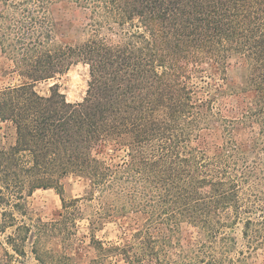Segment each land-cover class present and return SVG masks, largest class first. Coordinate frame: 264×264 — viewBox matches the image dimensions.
<instances>
[{
  "label": "trees",
  "instance_id": "16d2710c",
  "mask_svg": "<svg viewBox=\"0 0 264 264\" xmlns=\"http://www.w3.org/2000/svg\"><path fill=\"white\" fill-rule=\"evenodd\" d=\"M71 13V15H67ZM0 231L37 189L126 223L94 262L255 264L264 251V0H0ZM235 59L241 82L228 79ZM88 66L68 102L35 84ZM87 202V213L81 204ZM36 253V250L33 249ZM41 264H47L38 258ZM100 262V263H101Z\"/></svg>",
  "mask_w": 264,
  "mask_h": 264
},
{
  "label": "rangeland",
  "instance_id": "374dc122",
  "mask_svg": "<svg viewBox=\"0 0 264 264\" xmlns=\"http://www.w3.org/2000/svg\"><path fill=\"white\" fill-rule=\"evenodd\" d=\"M11 68L10 60L0 51V86L17 82L18 77ZM244 74L245 70L232 59L227 67L228 79L239 83ZM88 80V66L78 63L62 75L36 83L35 89L40 94H47L49 86L57 84L66 100L74 103L85 97ZM0 134L5 135V144L14 141L15 132L9 124H2ZM86 188L87 181L75 175L61 179V196L66 203L82 196ZM61 196L52 188L37 189L21 200V210H12L16 225L5 232L0 231V264H41L37 257L47 264H124L120 260L110 262L108 259L95 263L98 256L91 236L106 244L120 242L125 237L126 223L105 220L91 232L87 215L75 219V207L72 205L64 210ZM81 208L87 213L90 211L87 202H83ZM254 260L255 264H264V251H259Z\"/></svg>",
  "mask_w": 264,
  "mask_h": 264
}]
</instances>
